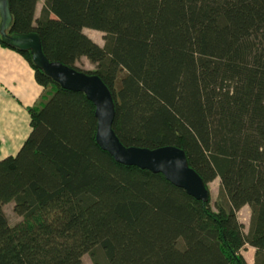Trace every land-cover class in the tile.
<instances>
[{
    "label": "trees",
    "instance_id": "trees-1",
    "mask_svg": "<svg viewBox=\"0 0 264 264\" xmlns=\"http://www.w3.org/2000/svg\"><path fill=\"white\" fill-rule=\"evenodd\" d=\"M37 2L9 0L7 32L35 31L49 60L95 63L84 71L108 86L120 142L179 147L209 197L117 162L96 142L86 95L0 39L44 88L20 149L0 159V264H82L84 253L94 264H248L245 245L264 264V0H43L35 16ZM84 28L104 32V44Z\"/></svg>",
    "mask_w": 264,
    "mask_h": 264
},
{
    "label": "water",
    "instance_id": "water-1",
    "mask_svg": "<svg viewBox=\"0 0 264 264\" xmlns=\"http://www.w3.org/2000/svg\"><path fill=\"white\" fill-rule=\"evenodd\" d=\"M12 20L9 0H0V39L8 46L29 51L32 63L62 88L81 91L94 104L96 117L95 139L117 162L134 165L161 173L175 186L189 195L205 201L208 190L200 175L187 163L185 152L174 145L156 148L123 145L112 128L114 104L108 86L94 73L49 60L42 51L39 35L35 31L8 33Z\"/></svg>",
    "mask_w": 264,
    "mask_h": 264
},
{
    "label": "crops",
    "instance_id": "crops-1",
    "mask_svg": "<svg viewBox=\"0 0 264 264\" xmlns=\"http://www.w3.org/2000/svg\"><path fill=\"white\" fill-rule=\"evenodd\" d=\"M43 94L24 56L0 43V159L20 149L31 130L28 107Z\"/></svg>",
    "mask_w": 264,
    "mask_h": 264
},
{
    "label": "rangeland",
    "instance_id": "rangeland-1",
    "mask_svg": "<svg viewBox=\"0 0 264 264\" xmlns=\"http://www.w3.org/2000/svg\"><path fill=\"white\" fill-rule=\"evenodd\" d=\"M42 6H43V0H38L35 9V16L39 15ZM83 31L99 45L102 46L104 44V32L91 28H84ZM75 65L83 70H94L96 68V64L89 61L85 56L80 57V59L76 61ZM118 74H119V65L114 61H110L109 78H108L110 84H114ZM208 188L211 197V204L214 207V201L216 200L219 191V178L217 177L211 182H209ZM4 211L10 224H15L21 219V217L13 211L11 203H7L4 205ZM237 217L239 221L242 222L243 224V230L247 232L249 227V219H250V207L248 205L242 206L237 212ZM241 253L248 264L254 263L255 249L252 246L245 245L242 248ZM81 261L82 264H94L89 253H84L81 257Z\"/></svg>",
    "mask_w": 264,
    "mask_h": 264
}]
</instances>
